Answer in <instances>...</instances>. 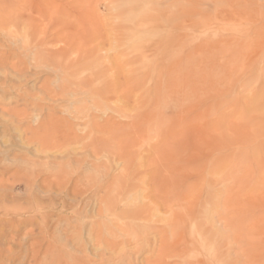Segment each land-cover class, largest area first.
<instances>
[{
    "label": "rangeland",
    "instance_id": "rangeland-1",
    "mask_svg": "<svg viewBox=\"0 0 264 264\" xmlns=\"http://www.w3.org/2000/svg\"><path fill=\"white\" fill-rule=\"evenodd\" d=\"M0 264H264V0H0Z\"/></svg>",
    "mask_w": 264,
    "mask_h": 264
},
{
    "label": "bare ground",
    "instance_id": "bare-ground-1",
    "mask_svg": "<svg viewBox=\"0 0 264 264\" xmlns=\"http://www.w3.org/2000/svg\"><path fill=\"white\" fill-rule=\"evenodd\" d=\"M32 22V21H31ZM129 83H130V81H129ZM110 86V85H109ZM132 86V84L130 83V85H129V87H131ZM129 87L126 85V83H113V84H111V86H110V88L112 89V91H122L123 93V96L124 97H128L129 95H130V89H129ZM148 101L146 102V103H148L149 101H150V99H147ZM161 100H163L162 98L161 99H158V101H159V103H157L156 102V104L154 105L153 104V106L151 107V109L150 110H148V112H146V114H147V116H149V115H151L152 114V111L153 110H155V109H159V107L160 108H162L161 106H162V101ZM159 104V105H158ZM143 106H145V104L143 105ZM143 106H142V108H143ZM141 109V108H140ZM124 110V109H123ZM126 110H124L123 112H125ZM145 114V113H144ZM134 115V114H133ZM136 116V115H135ZM144 116H143V113H141V111L139 112V115H137L136 117H135V119H134V122H132V124L131 125H133L134 124V126H132V127H139V126H144V125H151V124H148L149 123V121L148 120H145L144 118H143ZM107 121H109V120H107ZM162 121V120H161ZM163 122V121H162ZM162 122L161 123H159V124H153L152 126H157V127H160V125L162 124ZM114 123V122H113ZM92 125V124H91ZM90 126V125H89ZM130 126V125H129ZM94 129H95V131L96 132H107V131H109V133H111V129H112V127H113V124L112 123H110V122H107V123H104V124H99V122H98V124H96V123H94L93 124V126H92ZM91 127V128H92ZM107 130V131H106ZM90 131H91V129H90ZM94 131V130H93ZM91 133V132H90ZM183 131H181V130H177V131H175V132H173V133H171V134H166L165 136H164V138H163V143L162 144H160V146H159V150H158V154H159V156H160V159H163V160H166V158H168V159H170V157H173V153H172V151H175V149L174 148H177L178 147V144H180V141L182 140V138H184L183 137ZM115 134H113V136H112V138H113V144H112V146H111V148H113L114 150H115V152L116 151H118V153H121V154H126V155H124L125 157H126V161L127 160H129L128 159V153H125L124 151H125V149H126V147L127 146H129V145H132V142H128V140H123V139H121L120 137H118V136H116ZM112 138H110V140L112 141ZM186 141V140H185ZM168 145L169 147L171 146V149H172V151L171 152H165L164 151V149H163V147L162 146H165V145ZM112 150V149H111ZM112 153V152H111ZM117 153V154H118ZM113 154V153H112ZM118 156H119V154H118ZM121 156H123V155H120V157ZM130 156V155H129ZM119 157V158H120ZM124 160V159H123ZM155 160H158V159H155ZM162 160V161H163ZM147 163H148V161H147ZM124 171V177L126 178V179H124V181H128L129 180V178H131L130 176H131V170H129L127 167H125L124 169H123ZM159 173H160V169H159V166L157 165V168H153V171L151 172V174H150V178L151 179H155L158 175H159ZM117 177V176H116ZM115 177V179L114 180H116L117 178ZM143 178V177H142ZM118 181V180H117ZM117 181H113V186L115 185H117L116 184V182ZM115 183V184H114ZM112 185V184H111ZM112 186V187H113ZM165 187V186H164ZM154 188H156V187H154ZM168 188V187H167ZM114 189V188H113ZM159 189H155V191L157 192ZM194 191V190H193ZM193 191H192V189L191 188H189V190H188V193L190 192V194H192L193 193ZM172 193H174V192H172ZM170 197V196H169ZM173 198H171V200H173V201H171V203L172 202H174V201H176V200H178V197L177 196H175V195H173L172 196ZM169 200V199H168ZM169 202H170V200H169ZM155 204H156V207L157 206H159V205H164L165 204V202L163 201V200H160V201H157V202H155ZM167 206H170L169 204L167 205ZM152 207V206H151ZM154 207V206H153ZM155 209V208H154ZM207 210H208V208H207ZM152 211V210H151ZM170 221V220H169ZM172 223H173V226L174 227H176V228H178L179 227V221H172ZM171 224V223H170Z\"/></svg>",
    "mask_w": 264,
    "mask_h": 264
}]
</instances>
